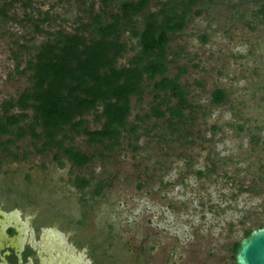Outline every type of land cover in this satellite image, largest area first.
Wrapping results in <instances>:
<instances>
[{
	"label": "rangeland",
	"instance_id": "rangeland-1",
	"mask_svg": "<svg viewBox=\"0 0 264 264\" xmlns=\"http://www.w3.org/2000/svg\"><path fill=\"white\" fill-rule=\"evenodd\" d=\"M121 1L113 0L110 11ZM8 2L0 0L6 13L0 15V105L29 85L24 70L34 46L56 32L75 33L103 9L101 0ZM156 2H149L151 12L160 8ZM201 8L169 41L168 59L176 62L167 77L186 70L179 78L193 106L186 119L171 126L168 115L151 114L160 101L150 82L131 97L128 124L139 126L138 140L125 135L111 151L83 135L67 141L94 155L82 168L63 155L60 166L55 151L36 153L29 136L8 147L19 160L0 147V186H29L37 205L83 220L85 238L111 236L112 247L104 249L119 264H234V244L264 227V0H211L193 10ZM122 39L128 51L119 67L137 52L129 30ZM215 89L226 94L217 106L210 99ZM84 120L90 130L100 128L95 113ZM77 177L90 186H75ZM100 184L107 186L94 195Z\"/></svg>",
	"mask_w": 264,
	"mask_h": 264
},
{
	"label": "trees",
	"instance_id": "trees-1",
	"mask_svg": "<svg viewBox=\"0 0 264 264\" xmlns=\"http://www.w3.org/2000/svg\"><path fill=\"white\" fill-rule=\"evenodd\" d=\"M21 1L10 0L8 5ZM150 1L153 0H122L112 12L109 6L113 0H101L102 15L93 13L91 22L81 24L75 33L56 32L55 39L33 47V59L27 61L24 70L29 73V85L17 98L0 105V137H7L0 141L4 152L15 141L29 136L36 153L55 151L54 159L60 166L63 163L59 156L63 155L72 165L82 168L93 161L94 155L66 146L67 141L74 135H83L89 144L111 151L128 135L138 140L139 126L128 124L131 97H140L150 82L155 99L165 107L161 110L153 105L151 114L156 118L168 115L171 126L176 124L173 120L186 119L184 112L193 109L186 85L179 83L186 70L179 67L174 77L166 75L168 66L176 62L168 59L170 35L182 32L193 16L201 15L202 8L193 10L196 5L211 0H156L160 8L154 12L148 8ZM0 15H6L4 8H0ZM125 30L136 40L131 50L137 52L127 65L119 67L117 61L128 51L122 39ZM210 99L212 105H221L226 94L215 89ZM171 100L176 103L170 105ZM92 112L101 123L94 130L84 120ZM8 155L20 159L9 151ZM74 185L82 190L90 182L77 177ZM106 186L100 184L93 194L100 195ZM79 224L85 227L83 220ZM112 241L107 235L100 243L111 248ZM237 246L235 243L233 252Z\"/></svg>",
	"mask_w": 264,
	"mask_h": 264
},
{
	"label": "flooded vegetation",
	"instance_id": "flooded-vegetation-1",
	"mask_svg": "<svg viewBox=\"0 0 264 264\" xmlns=\"http://www.w3.org/2000/svg\"><path fill=\"white\" fill-rule=\"evenodd\" d=\"M79 221L37 205L29 186H0V264H119Z\"/></svg>",
	"mask_w": 264,
	"mask_h": 264
},
{
	"label": "water",
	"instance_id": "water-1",
	"mask_svg": "<svg viewBox=\"0 0 264 264\" xmlns=\"http://www.w3.org/2000/svg\"><path fill=\"white\" fill-rule=\"evenodd\" d=\"M234 264H264V227L253 229L239 240Z\"/></svg>",
	"mask_w": 264,
	"mask_h": 264
}]
</instances>
